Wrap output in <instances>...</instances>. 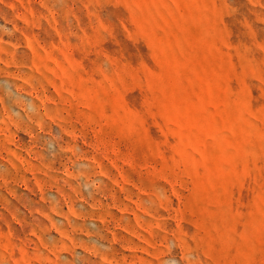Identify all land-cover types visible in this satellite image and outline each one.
Here are the masks:
<instances>
[{"label": "rangeland", "instance_id": "1", "mask_svg": "<svg viewBox=\"0 0 264 264\" xmlns=\"http://www.w3.org/2000/svg\"><path fill=\"white\" fill-rule=\"evenodd\" d=\"M0 264H264V0H0Z\"/></svg>", "mask_w": 264, "mask_h": 264}]
</instances>
